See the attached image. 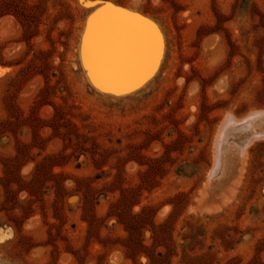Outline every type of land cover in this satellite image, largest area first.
<instances>
[{"label": "rangeland", "instance_id": "374dc122", "mask_svg": "<svg viewBox=\"0 0 264 264\" xmlns=\"http://www.w3.org/2000/svg\"><path fill=\"white\" fill-rule=\"evenodd\" d=\"M100 31L138 79L97 75ZM0 67V264H264V137L206 187L223 118L264 110V0H0Z\"/></svg>", "mask_w": 264, "mask_h": 264}, {"label": "bare ground", "instance_id": "6f19581e", "mask_svg": "<svg viewBox=\"0 0 264 264\" xmlns=\"http://www.w3.org/2000/svg\"><path fill=\"white\" fill-rule=\"evenodd\" d=\"M117 30L119 31V28ZM85 36L87 50L94 46L100 47L99 53L106 54L110 58V65L97 72L98 76L104 79L110 78L112 82L108 83L112 84L132 83L140 77L141 73L132 68L134 58L141 53L139 43L115 39L117 34L108 31H100L98 34L88 33ZM6 70L7 68L0 67V75ZM223 119L215 137L214 164L208 174L206 187L223 191V194L225 191L231 194L241 181L247 147L254 140L264 137V110L249 112L239 119L232 115H226ZM229 125H235V128L228 134ZM232 133L233 137L230 136Z\"/></svg>", "mask_w": 264, "mask_h": 264}, {"label": "water", "instance_id": "95a60500", "mask_svg": "<svg viewBox=\"0 0 264 264\" xmlns=\"http://www.w3.org/2000/svg\"><path fill=\"white\" fill-rule=\"evenodd\" d=\"M105 3H108L109 5H111V7L107 6L109 11L122 10L125 14H127L126 16L119 17L116 20L117 24L114 23V24H111V26H113L114 28L118 27L120 29H125V31H127V34L132 35L133 37H136L139 35L140 37H142V41L144 42V44L153 42V41L155 42V36L157 35V32L155 30L153 21H151L149 18L143 15H138L137 13L133 11L126 10L125 8L114 5L110 2H105ZM100 11L101 12H99V9H98V12L92 18L95 24L107 22L108 19L112 18L114 15V14L110 15L109 11L105 13L106 10H103V9ZM157 41L159 44V40ZM152 54H153L152 57L155 56L154 53Z\"/></svg>", "mask_w": 264, "mask_h": 264}, {"label": "crops", "instance_id": "0c3cea01", "mask_svg": "<svg viewBox=\"0 0 264 264\" xmlns=\"http://www.w3.org/2000/svg\"><path fill=\"white\" fill-rule=\"evenodd\" d=\"M1 68H7V67H1Z\"/></svg>", "mask_w": 264, "mask_h": 264}]
</instances>
